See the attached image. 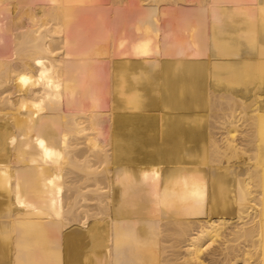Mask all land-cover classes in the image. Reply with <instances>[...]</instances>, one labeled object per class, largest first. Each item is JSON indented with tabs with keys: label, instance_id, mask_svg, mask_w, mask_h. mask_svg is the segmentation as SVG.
Instances as JSON below:
<instances>
[{
	"label": "bare ground",
	"instance_id": "1",
	"mask_svg": "<svg viewBox=\"0 0 264 264\" xmlns=\"http://www.w3.org/2000/svg\"><path fill=\"white\" fill-rule=\"evenodd\" d=\"M16 1L0 0V264H207L217 246L220 264H264V0H192L173 37L165 0H140L137 59L113 79L96 22L112 16L91 30L74 21L88 0Z\"/></svg>",
	"mask_w": 264,
	"mask_h": 264
},
{
	"label": "rangeland",
	"instance_id": "2",
	"mask_svg": "<svg viewBox=\"0 0 264 264\" xmlns=\"http://www.w3.org/2000/svg\"><path fill=\"white\" fill-rule=\"evenodd\" d=\"M19 1V0H18ZM18 1H16V2H18ZM24 1L25 0H23V1H21V3H23L22 5H25L26 3H32V2H35V3H37L38 2V0H36V1H32L31 0V2L29 1V0H26V3L24 4ZM43 2H41V0H40V2L41 3H43L44 4V1L45 0H42ZM89 1V0H88ZM87 1V5H89V7L88 6H86V10H84L83 12H81L80 13V15H79V17L75 20L74 19V21H79L78 23L79 24H81V23H83L84 24V26H86L88 29L90 28V27H88V26H93V28L95 27V30L97 29V27H99V25L101 24V22L103 23L104 22V24L105 23H107L108 24V22H109V25H111V26H109V27H107V24H105V27H107V29L104 27V26H101L100 25V27L101 28H99V30L101 31V29L103 28H105L106 30H104V33H105V36L102 38V40H104L103 41V43L105 42V44L106 45H104L105 46V48H108V45H109V47L111 48H108L107 49V51H105V53H107L108 51H109V49H110V53L108 52L107 54L109 55H107V57H101L100 58V63H99V65L98 66H100L99 68H102V70L104 71V74L105 75H107V77L108 78H110V79H113V77H117L118 75H120V73L122 72V65L120 64V63H123V62H126L129 58V61L130 62H133V61H131V60H134V59H132V57H136L135 55L134 56H128V57H126L130 52L127 50V48H126V51H128L129 53L127 54V52L125 51L124 52V48H125V44L127 43L128 44V42L130 41V38H128V39H126V40H129V41H126V43H124V41H125V39H123L124 38V35H125V37H129V36H134L135 35V31L133 30V29H130L129 27H127V26H125V25H129V23H125V22H129V17H132L135 13H137V12H139L141 9H142V2L140 3V0H94L93 2H91V1H89L88 2ZM174 1V0H165V1H163L162 3H161V6H160V12L162 11V14L160 15L159 14V16H158V26H159V28H160V30L161 31H163V30H167L166 32H169V34L171 35V33H175V35L176 34H178L177 32H179V31H177V30H179V29H177V28H179V23L178 22H176V18H178V17H181V15L179 14V12L181 13L182 12V10L181 9H184V8H186V7H188L189 5H190V3L192 2V0H185V2L184 1H182L183 2V5L181 4L182 2L180 1L179 3H172V2ZM15 2V3H16ZM91 2V3H90ZM166 2V3H165ZM19 3V2H18ZM18 3L17 4H14L15 5V11H18L19 9H21L22 8V14H23V12H24V14L25 13H27V12H25V11H27V7L29 6V7H31V4H28L27 5V7H26V5H25V7H22V5H21V3H19V6L21 5V7H19L18 8ZM41 3H39V5H42ZM88 3H90V4H88ZM143 3H146V1L145 2H143ZM166 4V6H165V4ZM172 3V4H171ZM194 3V2H193ZM193 3H191L192 5H193ZM46 4V3H45ZM44 4V5H45ZM175 4V5H174ZM179 4H180V6H179ZM186 4H188L187 6H186ZM195 4V3H194ZM17 5V6H16ZM32 5H34L35 7H39V5L37 6V5H35V4H32ZM177 5V6H176ZM191 5V6H192ZM33 6V7H34ZM175 6H176V9H175ZM182 6H184V7H182ZM17 7V8H16ZM33 7H31V8H33ZM165 7V8H164ZM27 8V9H26ZM112 8H113V10H112ZM164 8V9H163ZM18 9V10H17ZM98 9H101V10H99L101 13V16H106L107 14H104L105 12L106 13H108V19H109V17L110 16H112V17H110L111 19V21L110 20H105L104 21V17H100L101 18V20H100V18L98 19V16H99V11H97ZM107 9V10H106ZM105 10V11H104ZM110 10V11H109ZM112 10V11H111ZM119 11V13H117L118 11ZM164 10H165V12H164ZM166 10H168V13H167V11ZM179 10H181V11H179ZM19 11H21V10H19ZM19 11L17 12V13H19ZM97 11V12H96ZM115 11H116V13H117V16H116V14H115ZM136 11V12H135ZM96 12V13H95ZM174 12H176V13H174ZM17 13L14 15V14H12V15H14L15 17H18L17 16ZM132 13V14H131ZM178 13V15H180V16H178L177 17V14ZM23 14V15H24ZM95 14H98L97 15V17H96V15ZM115 14V15H114ZM119 14V15H118ZM182 14V13H181ZM2 15H6V12H2L1 14H0V19H2ZM19 16L21 15V12H20V14H18ZM94 15H95V18L96 19H98V21H96L97 23H99V21H100V24L97 26V24L95 25V23H94V25L92 24V25H89L90 23H88L89 21H93L92 19H94ZM183 15V14H182ZM198 15V14H197ZM22 16V15H21ZM106 16V17H107ZM129 16V17H128ZM176 16V17H175ZM191 16V15H190ZM195 16H196V14H195ZM14 17V18H15ZM25 17V18H24ZM22 16L21 17V19H20V17H19V20H22V18H23V20L24 19H29V17H30V15H29V17L27 18V15H25V16ZM169 17V18H168ZM174 17H175V20H174ZM185 16H182V20H178L177 19V21H181V23H182V25H181V28H182V26L188 21V20H190L191 21V19L193 18L194 19V17H190L191 19H188L189 18V16L188 17H186V19L184 18ZM198 17H199V15H198ZM13 18V17H12ZM102 18H103V20H102ZM186 20H184V19ZM203 18V20H205L206 19V17H202ZM205 18V19H204ZM8 19H11V18H8ZM96 19H94V21L96 20ZM126 19H128L127 21H126ZM131 19V18H130ZM180 19V18H179ZM188 19V20H187ZM192 19V20H193ZM208 19V18H207ZM3 20V19H2ZM80 20H82V21H80ZM185 21V23H184V21ZM195 20V19H194ZM4 21V20H3ZM183 21V22H182ZM7 22H9L8 20H7ZM86 22H87V24H86ZM176 22V23H175ZM195 22V21H194ZM193 22V23H194ZM93 23V22H92ZM112 23V24H111ZM162 23V24H161ZM169 23L170 24H172L171 26L173 27V24L176 26V29H169V27L170 26H168L169 25ZM177 23H178V25H177ZM180 23V24H181ZM184 23V24H183ZM190 23V22H189ZM192 23V22H191ZM196 23H198L199 24V26H198V24H196ZM196 23H194V29H192L193 31H195L194 33H195V38H194V40H196L197 38L199 39L198 41L199 42H201V41H205L204 39H206V41H207V38H205V36L207 37V34L209 33V32H207L208 30H205L204 29V27L203 26H201V24L199 23V22H197L196 21ZM79 24H77L76 25V27L77 26H80ZM103 24V25H104ZM116 25V26H114V25ZM161 24V25H160ZM138 24H136V27H138L137 26ZM166 25L168 26L167 28H166ZM133 26H135V25H133ZM178 26V27H177ZM76 27L74 26V27H72V28H75V31H73V33L75 32H78L79 30V27H77L78 29H76ZM127 27V28H126ZM135 27V28H136ZM198 27V28H197ZM201 27H203V28H201ZM110 30H109V29ZM112 28V29H111ZM117 28V29H116ZM134 28V27H133ZM185 29H186V26L184 27ZM91 29V28H90ZM116 29V30H115ZM202 29H204L206 32H204ZM70 30H72V29H70ZM70 30H68L67 29V31H70ZM76 30H78V31H76ZM92 30V29H91ZM94 30V29H93ZM108 31L110 32V34L108 33ZM116 31V32H115ZM170 31H171V33H170ZM177 31V32H176ZM71 32V31H70ZM166 32H165V35H166ZM203 32L205 33V35L203 34ZM107 33V34H106ZM141 32H137L136 34L139 36V34H140ZM207 33V34H206ZM149 34L151 35V33L149 32ZM168 34V33H167ZM168 34V35H169ZM171 35V37H173L174 35ZM201 34H203V35H201ZM164 35V34H163ZM169 35V36H170ZM114 36V37H113ZM167 36V35H166ZM197 37V38H196ZM107 38V39H106ZM200 38L202 39V40H200ZM204 38V39H203ZM108 40L110 41L109 43H107L108 42ZM124 40V41H123ZM137 43V42H136ZM124 44V45H123ZM154 45V42H152L151 41V43H150V45ZM124 46V47H123ZM85 47V46H84ZM81 48L83 51H89V49H91V48H87V47H85V48ZM72 48V47H71ZM73 48H76V50H80L81 51V49H78L77 47H73ZM181 47H179V49H180ZM200 48V47H199ZM85 49V50H84ZM175 50H177V48H174ZM72 50H75V49H72ZM160 51L162 50V49H159ZM171 50H173V48H171ZM91 51V50H90ZM113 51V52H112ZM156 51V50H155ZM163 51V50H162ZM201 51H207L206 52V55H205V57L206 58H208L209 56H207V55H209V52H208V50H203V48L201 47V49H199V52H201ZM138 52H140L141 53V50H138ZM159 52V51H158ZM199 53L198 55L199 56H201V59L199 58V56H198V58L200 59L199 61H206L207 59H205V58H203L204 56V54H205V52L204 53ZM125 53L127 54V55H125ZM122 54H124V56H122ZM131 54V53H130ZM72 55H75L74 53H72L71 55H67L68 57H72ZM103 55H105L104 53H103ZM61 56H63V55H61ZM67 56H66V58L65 57H62L63 59H64V61H65V63L63 62V64H68V60H71V61H73V59H75V57L73 58H67ZM76 56V55H75ZM106 56V55H105ZM121 56V57H120ZM125 57V58H124ZM122 58H124V59H126L127 58V60H122ZM137 59V58H136ZM135 59V60H136ZM203 59V60H202ZM103 60V61H102ZM121 60V61H120ZM127 65H129L130 66V64H127ZM108 69V70H107ZM99 70V69H98ZM122 77V76H121ZM107 85V84H106ZM8 87V86H7ZM6 87V88H7ZM107 87H109L108 85L106 86V88ZM5 88V89H6ZM110 89H111V86H110ZM16 93V92H15ZM14 93V94H15ZM12 95L13 96V98L14 97H16V96H18L19 95V92H18V95H17V93L15 94V95ZM107 100H108V97H104V101H103V105L105 106L106 105V102H107ZM101 103V102H100ZM3 107V106H2ZM84 107H87V106H84ZM0 108H1V105H0ZM102 108H104V107H102ZM96 109V108H95ZM22 110H25V107L22 109ZM27 110H29V108H27ZM27 110H25V112H27ZM96 111V110H95ZM17 115V114H16ZM9 116V115H8ZM6 117V116H5ZM88 123L87 122H85L83 125L84 126H86ZM214 133L216 134V137H218V138H221L222 137V135H221V130H218L217 129V127H216V129L214 128ZM95 132L96 131H94V130H92L91 128H90V126H89V128H87V129H85V131H83L81 134H79V136H81V137H86L87 135H85V133L86 134H89V135H91V134H95ZM84 135V136H83ZM64 166H66V167H70L69 166V164H67V163H64L63 164ZM70 169V168H69ZM70 171H72V173H69V174H67V175H65V176H62L63 177V183H61L59 186L57 185V184H54V183H51L50 184V186H52V187H54V186H58L59 188L58 189H61V190H63V189H67V187L68 188H71L73 185H70V183H72V179H73V176L75 175V174H79V173H81L80 171H78L77 169H71ZM113 174V173H112ZM114 175V174H113ZM73 188H75V187H73ZM59 194V193H58ZM55 195L56 194H52V196H51V198L53 199L54 197H55ZM74 194L73 193H71V191L67 194V196L64 198V203H68V202H70L74 197H72ZM82 201V200H81ZM80 204H81V202L80 203H78L77 205H76V207H79V209H78V218L80 219L81 218V220H82V222L79 224V227L82 229V230H84L85 231V229L86 230H88V228H90L88 225L85 227V225H83L82 223H83V221H84V223H85V220H86V217H84V213H83V207H81L80 206ZM69 204H67V206H68ZM89 209L91 208V210H90V213H92V212H95L93 209H92V207H88ZM97 212V211H96ZM94 214V213H93ZM201 219V216H198L196 219H194L196 222H198V221H201L200 220ZM88 221L90 222V218L88 219ZM193 221V220H192ZM87 222V221H86ZM82 224V225H81ZM84 226V227H83ZM195 227H196V225H195ZM195 227H193L194 229H195V231H196V228ZM26 229L27 230H32V231H36L37 229L36 228H34V227H26ZM195 231H193L192 233H194ZM86 232V231H85ZM30 234H28V233H26L25 234V236H29ZM169 242H172V240L170 241L169 240ZM168 243V242H167ZM165 244V243H164ZM163 244V245H164ZM168 244H170V243H168ZM168 244H166V245H168ZM184 244H186V243H184ZM183 244V245H184ZM185 247V246H184ZM184 247H182V249H180V250H175L174 252H168V254H171V256H175L176 254H178V256L179 257H181V252L184 250L183 248ZM222 247V248H221ZM222 250H221V249ZM224 248L225 247H223V246H217V248H215V250H214V255H212V254H206V255H204V258H205V262L207 263V264H220L221 262H222V258H223V252L225 253V250H224ZM54 249H58V247L57 246H53V247H50V250H54ZM224 250V251H223ZM221 251H223V252H221ZM217 252V253H216ZM219 252V253H218ZM220 252H221V254H220ZM176 253V254H175ZM173 254V255H172ZM180 254V255H179ZM218 255V256H217ZM217 258H220V259H217ZM208 259V260H207ZM211 259V260H210ZM220 262H219V261ZM217 261V262H216ZM182 261H175V263L174 264H180Z\"/></svg>",
	"mask_w": 264,
	"mask_h": 264
},
{
	"label": "clouds",
	"instance_id": "3",
	"mask_svg": "<svg viewBox=\"0 0 264 264\" xmlns=\"http://www.w3.org/2000/svg\"><path fill=\"white\" fill-rule=\"evenodd\" d=\"M21 82L26 84V83H27V78L22 77V78H21Z\"/></svg>",
	"mask_w": 264,
	"mask_h": 264
}]
</instances>
